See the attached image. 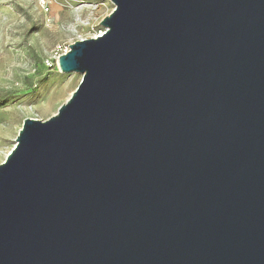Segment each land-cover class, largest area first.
<instances>
[{
	"label": "water",
	"instance_id": "95a60500",
	"mask_svg": "<svg viewBox=\"0 0 264 264\" xmlns=\"http://www.w3.org/2000/svg\"><path fill=\"white\" fill-rule=\"evenodd\" d=\"M109 1L0 164V264H264V0Z\"/></svg>",
	"mask_w": 264,
	"mask_h": 264
},
{
	"label": "rangeland",
	"instance_id": "374dc122",
	"mask_svg": "<svg viewBox=\"0 0 264 264\" xmlns=\"http://www.w3.org/2000/svg\"><path fill=\"white\" fill-rule=\"evenodd\" d=\"M109 0H0V164L25 119L45 121L81 81L57 56L104 32Z\"/></svg>",
	"mask_w": 264,
	"mask_h": 264
},
{
	"label": "built area",
	"instance_id": "2783aa9c",
	"mask_svg": "<svg viewBox=\"0 0 264 264\" xmlns=\"http://www.w3.org/2000/svg\"><path fill=\"white\" fill-rule=\"evenodd\" d=\"M67 51H68V50H65L62 54H65ZM62 54H61V55H62ZM59 56H60V55H58L56 59H58Z\"/></svg>",
	"mask_w": 264,
	"mask_h": 264
}]
</instances>
